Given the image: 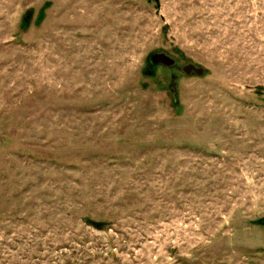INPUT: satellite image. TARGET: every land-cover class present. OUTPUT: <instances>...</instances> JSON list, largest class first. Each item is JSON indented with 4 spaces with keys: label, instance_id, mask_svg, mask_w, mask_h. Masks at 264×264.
Wrapping results in <instances>:
<instances>
[{
    "label": "rangeland",
    "instance_id": "rangeland-1",
    "mask_svg": "<svg viewBox=\"0 0 264 264\" xmlns=\"http://www.w3.org/2000/svg\"><path fill=\"white\" fill-rule=\"evenodd\" d=\"M263 220L264 0H0V264H264Z\"/></svg>",
    "mask_w": 264,
    "mask_h": 264
},
{
    "label": "water",
    "instance_id": "water-1",
    "mask_svg": "<svg viewBox=\"0 0 264 264\" xmlns=\"http://www.w3.org/2000/svg\"><path fill=\"white\" fill-rule=\"evenodd\" d=\"M150 64L152 66L161 65L162 67L171 68L172 66L175 65V61L164 54H156L150 58ZM182 72L186 76H190L192 73H194L195 75L201 77L205 74L204 69L196 67L193 64H189L186 67H184L182 69ZM263 224H264V220H263Z\"/></svg>",
    "mask_w": 264,
    "mask_h": 264
},
{
    "label": "flooded vegetation",
    "instance_id": "flooded-vegetation-1",
    "mask_svg": "<svg viewBox=\"0 0 264 264\" xmlns=\"http://www.w3.org/2000/svg\"><path fill=\"white\" fill-rule=\"evenodd\" d=\"M175 64H176V63H175ZM155 66H156V67H157V66L162 67L161 65H155ZM172 67H174V66H172ZM172 67H171V68H172Z\"/></svg>",
    "mask_w": 264,
    "mask_h": 264
}]
</instances>
